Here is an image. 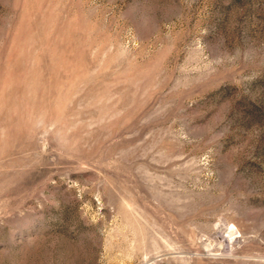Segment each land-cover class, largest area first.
Segmentation results:
<instances>
[{
	"label": "rangeland",
	"instance_id": "374dc122",
	"mask_svg": "<svg viewBox=\"0 0 264 264\" xmlns=\"http://www.w3.org/2000/svg\"><path fill=\"white\" fill-rule=\"evenodd\" d=\"M0 264H264V0H0Z\"/></svg>",
	"mask_w": 264,
	"mask_h": 264
}]
</instances>
